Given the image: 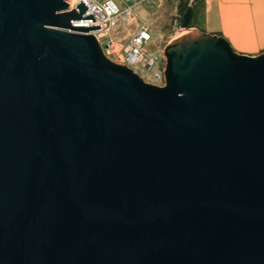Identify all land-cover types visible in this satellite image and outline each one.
Returning <instances> with one entry per match:
<instances>
[{
  "label": "water",
  "instance_id": "obj_1",
  "mask_svg": "<svg viewBox=\"0 0 264 264\" xmlns=\"http://www.w3.org/2000/svg\"><path fill=\"white\" fill-rule=\"evenodd\" d=\"M69 1L0 0V264H264V51L189 6L146 83Z\"/></svg>",
  "mask_w": 264,
  "mask_h": 264
},
{
  "label": "built area",
  "instance_id": "obj_2",
  "mask_svg": "<svg viewBox=\"0 0 264 264\" xmlns=\"http://www.w3.org/2000/svg\"><path fill=\"white\" fill-rule=\"evenodd\" d=\"M80 1L87 8L83 18L90 13L94 18V21H81V27L99 25V29L90 30L89 33L94 35L104 54L107 57L114 55L113 62H120L130 68L140 66L146 70L153 69V77L157 81L156 85L163 86L165 58L160 65L159 56L147 54L145 48L151 41L149 23L152 22V18L142 20L135 11L139 5L150 9L153 6L150 0H70L68 9H76V4ZM118 24L135 25V30L124 36L127 39L124 46L110 37L111 29Z\"/></svg>",
  "mask_w": 264,
  "mask_h": 264
},
{
  "label": "crops",
  "instance_id": "obj_3",
  "mask_svg": "<svg viewBox=\"0 0 264 264\" xmlns=\"http://www.w3.org/2000/svg\"><path fill=\"white\" fill-rule=\"evenodd\" d=\"M203 27L237 53L258 55L264 51V0H205Z\"/></svg>",
  "mask_w": 264,
  "mask_h": 264
},
{
  "label": "rangeland",
  "instance_id": "obj_4",
  "mask_svg": "<svg viewBox=\"0 0 264 264\" xmlns=\"http://www.w3.org/2000/svg\"><path fill=\"white\" fill-rule=\"evenodd\" d=\"M150 3L153 6L148 9L144 8L143 5H139L135 11L140 19L146 20L149 17L152 18V22L149 23L150 32L153 33L152 40L148 43L145 47L147 50V54L149 55H158L160 58V65L163 63V49L160 44V33L158 31L159 25L165 21V13L162 12L165 6V0H150ZM135 30V25L133 26H126L124 24H118L117 26L113 27L110 31V37L118 42L121 46H124L127 43V39L124 36L131 34ZM187 29H176L170 37V40H173L183 34H185ZM168 41V42H169ZM166 46V45H165ZM164 46V47H165ZM110 60H113L114 55L108 57ZM116 63V62H115ZM118 64H122L118 62ZM123 65V64H122ZM132 70L137 73L146 83L156 84L157 81L153 77L154 70H146L140 66L132 67Z\"/></svg>",
  "mask_w": 264,
  "mask_h": 264
},
{
  "label": "trees",
  "instance_id": "obj_5",
  "mask_svg": "<svg viewBox=\"0 0 264 264\" xmlns=\"http://www.w3.org/2000/svg\"><path fill=\"white\" fill-rule=\"evenodd\" d=\"M204 2L205 0H165L164 9L165 21L158 28L160 33V44L162 49L170 40L171 35L176 29H180L179 21L189 6L192 7V18L189 28L205 31L204 23ZM151 33V32H150ZM220 35V34H219ZM153 33H151V40Z\"/></svg>",
  "mask_w": 264,
  "mask_h": 264
},
{
  "label": "bare ground",
  "instance_id": "obj_6",
  "mask_svg": "<svg viewBox=\"0 0 264 264\" xmlns=\"http://www.w3.org/2000/svg\"><path fill=\"white\" fill-rule=\"evenodd\" d=\"M74 26H76V27H81V24H80V22H76V23H74Z\"/></svg>",
  "mask_w": 264,
  "mask_h": 264
}]
</instances>
